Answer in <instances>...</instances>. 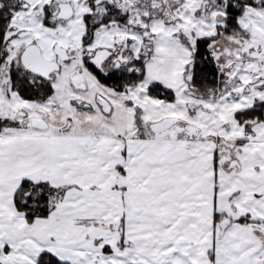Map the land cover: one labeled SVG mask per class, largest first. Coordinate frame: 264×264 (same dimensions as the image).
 <instances>
[{
    "label": "snow or ice",
    "instance_id": "snow-or-ice-1",
    "mask_svg": "<svg viewBox=\"0 0 264 264\" xmlns=\"http://www.w3.org/2000/svg\"><path fill=\"white\" fill-rule=\"evenodd\" d=\"M0 264H264V0H0Z\"/></svg>",
    "mask_w": 264,
    "mask_h": 264
},
{
    "label": "flooded vegetation",
    "instance_id": "flooded-vegetation-1",
    "mask_svg": "<svg viewBox=\"0 0 264 264\" xmlns=\"http://www.w3.org/2000/svg\"><path fill=\"white\" fill-rule=\"evenodd\" d=\"M35 122V121H34Z\"/></svg>",
    "mask_w": 264,
    "mask_h": 264
}]
</instances>
